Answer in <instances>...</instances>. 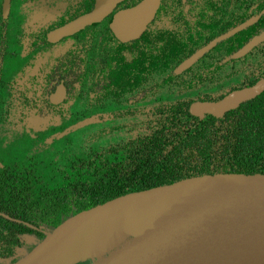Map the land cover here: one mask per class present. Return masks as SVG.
Instances as JSON below:
<instances>
[{
    "label": "trees",
    "instance_id": "obj_1",
    "mask_svg": "<svg viewBox=\"0 0 264 264\" xmlns=\"http://www.w3.org/2000/svg\"><path fill=\"white\" fill-rule=\"evenodd\" d=\"M213 2L163 0L154 22L130 42L118 40L109 20L59 42L45 26L32 34L27 55L36 64L28 80L15 75L13 97L0 84V122L58 120L34 134L16 130L2 145L0 257L18 260L26 233L44 238L70 216L129 192L203 174H264V90L221 115L191 111L196 100H219L254 84L264 63L252 79L246 62L237 72L223 60L236 48L219 45L175 72L205 43L202 12L214 16L226 5ZM235 7L240 22L264 0H238ZM61 82L68 97L54 104L49 94ZM6 105L11 109L2 111Z\"/></svg>",
    "mask_w": 264,
    "mask_h": 264
},
{
    "label": "water",
    "instance_id": "obj_2",
    "mask_svg": "<svg viewBox=\"0 0 264 264\" xmlns=\"http://www.w3.org/2000/svg\"><path fill=\"white\" fill-rule=\"evenodd\" d=\"M123 0H96L92 10L51 31L59 40L87 25L102 21ZM162 0H141L116 11L112 26L122 41L139 38L154 19ZM264 14V9L261 11ZM253 16L212 39L185 58L176 68L181 73L221 40L242 30L258 19ZM264 40V31L245 44L234 56H241ZM264 90V77L253 85L235 89L219 100H196L194 114L221 115L242 101ZM66 87L59 84L50 95L54 103L66 97ZM256 185L237 196L222 200L214 207L200 210L149 238L121 252V245L152 224L166 209L184 196L221 186ZM107 224L109 234L132 229L99 264H264V174L216 173L183 178L172 183L129 192L70 216L46 236L43 243L16 264H33L46 252L83 228Z\"/></svg>",
    "mask_w": 264,
    "mask_h": 264
},
{
    "label": "flooded vegetation",
    "instance_id": "obj_3",
    "mask_svg": "<svg viewBox=\"0 0 264 264\" xmlns=\"http://www.w3.org/2000/svg\"><path fill=\"white\" fill-rule=\"evenodd\" d=\"M63 1H65V0H0V84H2V86H1L2 93L5 94L7 97H13L14 96L15 75H17L18 80H21V81L28 80L30 70H31L30 65L32 63L36 64V60L34 61V59H31L30 57L28 58V55H27L29 46L31 45L30 43H31L32 39L34 38L32 36V34L36 33L37 31L38 32L41 31L43 29V27L45 26L46 28H49L50 32L49 31L48 32L50 33V36H51V31H53L57 27L71 21L72 19L78 17L79 15H81L83 13H86V12L92 10L94 5H95L96 0H94L93 6L91 9H89L87 11H83V12H77V13H76V11L78 10V8L83 9L85 7V2L87 0H66L68 2L66 5L63 4ZM69 1H72V4H69ZM124 1L125 0L118 3V5L115 7V9L109 15H107L102 21L87 25L86 27L94 25V24H100V23L104 22L105 20H109V22L111 24L112 18H113L114 14L116 13L117 10L133 6V5L122 6V3ZM162 1H161V3H162ZM184 1H186V0H184ZM213 1H214L213 4L215 2L224 1L226 3V5L221 3V7L216 10L217 13L214 16L210 15L208 13L209 11L204 10L202 12V15H203L202 26H201V29L199 30V35H200L199 37L205 41L203 46L206 45L207 43H209L212 39L218 37L219 35H221L225 32H227L231 28L241 24L242 22L246 21L247 19H249L253 16H256V15H259L258 19L256 21H254L252 24H250L248 27H246L242 30H239V31L235 32L233 35L221 40L220 42H218L213 47V48H215V47L221 45V46L226 47V48H229V47L230 48H236V50H234L232 53H230L223 60L224 61L232 60V66L234 67L235 71H237L238 65L242 61L246 62L247 63V71L251 72L252 79H254L256 76L259 75V73L257 74L258 62H260L262 64L264 63V40L255 44L249 51H247L245 54H243L241 56L236 57V56H234V54L237 53V51L240 50L251 39H253L255 36L261 34L264 31V16H263L264 14H261V11L264 9V7L260 11L255 12V13L251 14L250 16H247L245 19L240 20V22H239L240 17L238 14V9H237V7H235L238 0H213ZM59 2H60V4H59ZM228 3L231 4V9L225 10V8H227L226 6L228 5ZM210 4H212V3H210ZM160 6H161V4H160ZM160 6H159V9H160ZM159 9L157 10L154 19L149 23V25L152 22H154V20L156 19ZM27 11H29V12L31 11V12L35 13L32 15L36 18L41 19V21H39L37 24H34V26H32L30 29L27 28L28 30H26L24 28L25 27L24 21L27 20V17L29 15V13ZM72 15H74V16H72ZM45 16H49V18H46ZM237 20H238V22H237ZM51 24H54V26L50 27L49 25H51ZM149 25H148V27H149ZM86 27H84L83 29H85ZM111 27L114 30L112 24H111ZM82 30H80V31H82ZM80 31H78V32H80ZM114 33H115L116 37L118 38L115 31H114ZM74 34H72V35H74ZM68 36H71V35L64 36L59 40H55V42L56 41L59 42ZM234 37H235L234 42L229 44L227 42V40L232 39ZM136 39H138V38L131 39L129 41H122L118 38V40H120L122 42H130V41H133ZM44 46H46V45H44ZM212 49H210V50H212ZM209 51H207V52H209ZM31 61H32V63H31ZM254 70H256V71L254 72ZM262 71L264 72V68L262 69ZM237 72H236V74H237ZM263 77H260L259 80ZM61 83L64 84V82H61ZM61 83H59V84H61ZM59 84L49 94V98H50V95L56 91ZM65 87H66V85H65ZM19 88H20V86L18 85V90H19ZM66 92H67L66 97L63 101H61L59 103H54L51 100L50 101L54 104L63 103L66 100V98L68 97L67 87H66ZM4 109L9 111L11 109V106H9V105L3 106L1 110L4 111ZM7 121H10V120H5V121L0 122V132H1L0 150L2 149L3 142L4 143L6 142V138H8L7 142L11 141L10 136H9L11 134V132H13L14 134L16 133V130L13 131V128L11 129V126H9V128H8L9 130L7 129L8 136L6 135L5 137H3V134H4L3 126H7L8 124H10V122H7ZM15 124H17V123H15ZM22 124H24V123H22ZM26 132H28V131H25L24 134ZM7 142H6V144H7Z\"/></svg>",
    "mask_w": 264,
    "mask_h": 264
},
{
    "label": "rangeland",
    "instance_id": "obj_4",
    "mask_svg": "<svg viewBox=\"0 0 264 264\" xmlns=\"http://www.w3.org/2000/svg\"><path fill=\"white\" fill-rule=\"evenodd\" d=\"M67 3L66 0L63 1V4L66 5ZM69 4H72V1H69ZM27 12L29 15L27 20L24 21V28L26 30L41 21L40 18H36L32 15L35 13L31 11ZM45 17L49 18V16ZM54 119L58 120L57 117ZM54 119L51 116L43 118L34 116L30 118L28 122H24V124L21 122L15 124L11 121L7 126H3V137L6 135L8 136L7 129L9 126H11V129L13 128V131L17 130L21 133L32 129L31 133L34 134L37 131L48 129L49 124H51ZM9 136L11 140H14L15 135L13 132H11ZM7 139L8 138H6V142ZM42 151L43 153L48 152V150ZM41 156L45 157L44 154ZM130 231H132V229H126L125 231H119L111 235L109 234V226L107 224H98L97 226L83 228L82 231H77L58 243V245L46 252L33 264H99L122 241L126 233ZM45 239L46 237H40L36 233H26L24 235V243L18 248V256L22 258L30 255ZM18 260H14L11 257H0V264H16Z\"/></svg>",
    "mask_w": 264,
    "mask_h": 264
},
{
    "label": "bare ground",
    "instance_id": "obj_5",
    "mask_svg": "<svg viewBox=\"0 0 264 264\" xmlns=\"http://www.w3.org/2000/svg\"><path fill=\"white\" fill-rule=\"evenodd\" d=\"M256 185L233 184L221 186L192 195L184 196L175 202L170 208L166 209L152 224L145 227L138 235L130 236L118 251L130 248L139 241L149 238L158 231L182 222L188 216L197 213L200 210H206L214 207L215 204L228 198L242 194Z\"/></svg>",
    "mask_w": 264,
    "mask_h": 264
}]
</instances>
